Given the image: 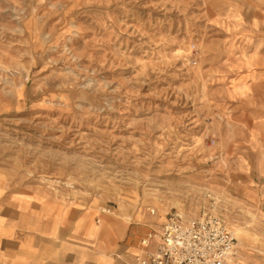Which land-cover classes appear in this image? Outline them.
<instances>
[{
    "label": "rangeland",
    "instance_id": "1",
    "mask_svg": "<svg viewBox=\"0 0 264 264\" xmlns=\"http://www.w3.org/2000/svg\"><path fill=\"white\" fill-rule=\"evenodd\" d=\"M263 67L264 0H0V196L208 212L262 264Z\"/></svg>",
    "mask_w": 264,
    "mask_h": 264
},
{
    "label": "crops",
    "instance_id": "2",
    "mask_svg": "<svg viewBox=\"0 0 264 264\" xmlns=\"http://www.w3.org/2000/svg\"><path fill=\"white\" fill-rule=\"evenodd\" d=\"M248 77V94L260 89L263 96L264 69L252 82ZM247 109V123L264 143V105ZM160 223L145 215L124 221L36 194L0 196V264H135L141 240Z\"/></svg>",
    "mask_w": 264,
    "mask_h": 264
},
{
    "label": "built area",
    "instance_id": "3",
    "mask_svg": "<svg viewBox=\"0 0 264 264\" xmlns=\"http://www.w3.org/2000/svg\"><path fill=\"white\" fill-rule=\"evenodd\" d=\"M141 247L135 264H242L235 235L224 219L208 212L169 214L160 230L141 240Z\"/></svg>",
    "mask_w": 264,
    "mask_h": 264
},
{
    "label": "bare ground",
    "instance_id": "4",
    "mask_svg": "<svg viewBox=\"0 0 264 264\" xmlns=\"http://www.w3.org/2000/svg\"><path fill=\"white\" fill-rule=\"evenodd\" d=\"M155 211V210H154Z\"/></svg>",
    "mask_w": 264,
    "mask_h": 264
}]
</instances>
